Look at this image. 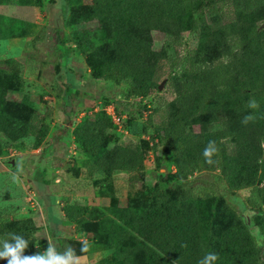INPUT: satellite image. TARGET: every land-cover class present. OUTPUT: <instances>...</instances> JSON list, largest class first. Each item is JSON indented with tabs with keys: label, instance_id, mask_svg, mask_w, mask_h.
Here are the masks:
<instances>
[{
	"label": "trees",
	"instance_id": "obj_1",
	"mask_svg": "<svg viewBox=\"0 0 264 264\" xmlns=\"http://www.w3.org/2000/svg\"><path fill=\"white\" fill-rule=\"evenodd\" d=\"M209 1L212 10L206 14V0H82L84 11L65 19L71 28L69 42L83 57L91 78L125 82L126 102L143 101L156 90L155 76L165 54L154 48L152 31L159 29L175 40L186 31L197 37L194 49L183 57V71L167 82L173 99L162 119L154 122L148 116L146 124L154 141L151 149L174 157L170 181L162 180L146 194H133L124 206L112 196L114 202L105 209L79 203L62 207L63 224L91 235L93 250L109 252L101 264H198L209 252L218 254L214 264H264V0ZM217 4L229 6V17L215 13ZM86 24L94 26L81 27ZM6 31H0V39L12 37L14 31ZM68 54L66 48L63 55ZM20 87L19 77L12 80L0 70V116L10 118L2 98ZM253 99L259 108L247 107ZM246 115L255 119L242 123ZM29 123L34 150L50 126L36 112L29 114ZM196 123L200 128L193 132L190 127ZM215 123L220 129L212 132L209 126ZM5 124L0 120V132ZM114 128L102 110L85 114L75 124L73 142L88 159V177L101 175L106 182L121 173L143 172V153L136 146L116 144ZM210 140L220 150L212 165L202 155ZM217 165L230 191L259 187L260 207L249 223L220 196L200 197L188 186L196 173H212ZM43 177L44 173L38 175ZM34 226L31 218L0 221V239H10L9 233L22 235L29 242L25 255H34ZM56 241L58 251L68 247L64 238ZM0 264L8 261L0 259Z\"/></svg>",
	"mask_w": 264,
	"mask_h": 264
},
{
	"label": "rangeland",
	"instance_id": "obj_2",
	"mask_svg": "<svg viewBox=\"0 0 264 264\" xmlns=\"http://www.w3.org/2000/svg\"><path fill=\"white\" fill-rule=\"evenodd\" d=\"M4 1L0 0V31L13 30L14 33L11 38L6 33L7 36L0 39V70L12 80L19 77L21 87L8 90L2 98L10 118L8 114L0 116V120L6 122L0 132V221L31 216L35 225L32 233L35 254L44 252L49 242L56 246V239L64 238L76 255L83 257L82 264H101V259L109 252L93 250L91 235L77 233L72 225H55L56 221L51 220L45 210L48 202L37 194L29 180L43 174L42 168L50 183L47 190L44 189L46 195L49 191L52 193L62 216L66 203L105 209L114 202L111 197L115 196L118 204L124 206L133 194H146L162 180L170 181L175 171L174 157L172 153L164 154L162 149H151L154 141L146 124L148 116L154 122L162 119L166 104L173 99L167 82L183 71V57L196 46V34L186 31L175 40L159 29L152 31L154 48L162 49L165 54L155 76L156 90L143 101L126 102L122 96L126 83L116 85L93 80L83 57L69 42L71 28L65 26V19L84 11L82 0H32L28 6ZM202 10L206 14L212 10L209 0ZM215 10L222 18L230 15L227 5L217 4ZM10 22L15 25L11 26ZM93 26L81 27L92 29ZM66 48L69 54L64 56ZM7 60L15 63L6 64ZM106 104L112 105L122 122L112 130L117 136L115 143L139 148L144 155V170L121 173L113 181L102 182L101 175H86L84 166L88 159L74 144L69 129L82 116L101 111L108 106ZM144 104L149 107L144 109ZM68 109L71 112L66 111ZM32 112L38 113L50 126V132L34 150L30 149L34 142L29 123ZM199 128L196 123L190 130L198 132ZM218 129L219 124L209 126L212 132ZM38 163L41 168L33 171ZM190 180L192 183L188 186L195 194L220 196L248 223L255 209L260 207L259 187L230 191L220 165L214 172L196 173ZM84 243L89 245L87 252H81Z\"/></svg>",
	"mask_w": 264,
	"mask_h": 264
},
{
	"label": "clouds",
	"instance_id": "obj_3",
	"mask_svg": "<svg viewBox=\"0 0 264 264\" xmlns=\"http://www.w3.org/2000/svg\"><path fill=\"white\" fill-rule=\"evenodd\" d=\"M247 107L252 109L259 108V104L255 99L249 101ZM255 117L252 115H246L242 123H248L253 121ZM219 148L217 147L215 140H210L203 150L202 155L205 158V162L209 165L216 163L213 159L218 155ZM10 239H0V259H6L8 264H82L83 257L77 256L75 249L68 246L63 252L57 250L55 244L48 243L47 249L42 253L34 255H25V250L28 248V240L22 235L15 233H9ZM89 245L83 244L81 252H87ZM218 259V254L209 252L202 259L198 261V264H214Z\"/></svg>",
	"mask_w": 264,
	"mask_h": 264
},
{
	"label": "crops",
	"instance_id": "obj_4",
	"mask_svg": "<svg viewBox=\"0 0 264 264\" xmlns=\"http://www.w3.org/2000/svg\"><path fill=\"white\" fill-rule=\"evenodd\" d=\"M89 75H90V74H89ZM69 110H70V112H71V109H68V110H66V111H69ZM66 113H67V112H66ZM79 120H80V119H79ZM79 120H78L76 123H78ZM76 123H75V124H76ZM75 124L72 125V126L70 125V126H71V128L69 129V130H70V133H72V130H73ZM58 139H59V138L57 137L56 141H57ZM35 166H36V167L33 169V171H34V170H37L38 167L41 168V166L39 165V163H38L37 165H35ZM41 170H42V168H41ZM43 173H44V172H43ZM42 180H45V181H43V182H45L46 184L42 183V182H41ZM29 183L32 184L31 186H32L33 188H35L34 190L37 192V194H39V196H41V197L43 198V200L45 201V203L48 202V203H46V208H45V210H46L48 216L51 218V220L56 221L55 225H58V223H60V224L63 223V222H64V218H63V216H62L61 213H60V209H59V206H60V205H58V202L56 201L55 198H53L52 193H51L50 191L48 192V195H46L47 192H46L45 190H47V189H45V188H47V187L49 186L50 183L48 182L47 178H45V173H44V177H43L42 179L32 177V178L29 180ZM44 189H45V190H44ZM46 196H50V197L47 199ZM29 218H31V216H29ZM31 219H32V218H31ZM58 226H59V225H58Z\"/></svg>",
	"mask_w": 264,
	"mask_h": 264
},
{
	"label": "built area",
	"instance_id": "obj_5",
	"mask_svg": "<svg viewBox=\"0 0 264 264\" xmlns=\"http://www.w3.org/2000/svg\"><path fill=\"white\" fill-rule=\"evenodd\" d=\"M102 111H104L110 118L115 127H118L122 124L121 118L117 115L112 105L105 106V108H102Z\"/></svg>",
	"mask_w": 264,
	"mask_h": 264
},
{
	"label": "water",
	"instance_id": "obj_6",
	"mask_svg": "<svg viewBox=\"0 0 264 264\" xmlns=\"http://www.w3.org/2000/svg\"><path fill=\"white\" fill-rule=\"evenodd\" d=\"M263 26H264V24H263ZM12 164H13V162H11Z\"/></svg>",
	"mask_w": 264,
	"mask_h": 264
}]
</instances>
